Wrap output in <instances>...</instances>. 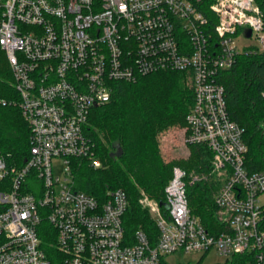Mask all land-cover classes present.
<instances>
[{
    "label": "built area",
    "instance_id": "built-area-1",
    "mask_svg": "<svg viewBox=\"0 0 264 264\" xmlns=\"http://www.w3.org/2000/svg\"><path fill=\"white\" fill-rule=\"evenodd\" d=\"M200 2L0 0V46L31 132L22 166L0 155V180H7L0 264H50L39 247L42 219L55 228L66 264H160L162 256L211 249L264 264V168L249 169L244 129L230 117L219 81L240 55H264V12L256 0H211L206 12ZM243 39L254 43L241 46ZM168 70L191 81L186 141L211 153L210 172L221 180L213 196L219 225L208 229L191 212L187 184L201 177L175 166L163 203L143 192L138 199L158 230L151 244L141 229L126 235L122 189L100 200L74 188L72 160L101 165L84 128L115 82Z\"/></svg>",
    "mask_w": 264,
    "mask_h": 264
},
{
    "label": "trees",
    "instance_id": "trees-1",
    "mask_svg": "<svg viewBox=\"0 0 264 264\" xmlns=\"http://www.w3.org/2000/svg\"><path fill=\"white\" fill-rule=\"evenodd\" d=\"M200 1V9L206 12L211 0ZM256 1L264 12V0ZM219 81L225 88L230 117L244 129L249 169H263L264 55H240L231 68L219 73ZM193 100L191 81L185 72L157 71L140 76L134 82H115L111 99L93 107L89 114L84 129L91 151L101 165L94 168L85 159L72 160L73 186L100 200L106 198L109 190L122 189L128 199L123 215L128 237L141 229L151 244H155L157 227L138 199L144 192L163 203L164 188L175 166L188 174L194 170L201 177L187 184L191 212L208 229L219 225L213 196L221 180L210 172L211 153L205 146L186 141L185 118ZM171 126H182L185 130L190 151L187 159L165 161L163 158L164 145L158 133ZM30 133L19 108V94L6 54L0 46V155L9 166L19 167L25 163L30 151ZM6 188L7 180H0V191ZM36 230L39 247L49 263L66 264L64 253L57 246L55 228L42 219ZM160 264H167L164 256L160 258ZM214 264H246V258L232 255L224 262Z\"/></svg>",
    "mask_w": 264,
    "mask_h": 264
},
{
    "label": "rangeland",
    "instance_id": "rangeland-1",
    "mask_svg": "<svg viewBox=\"0 0 264 264\" xmlns=\"http://www.w3.org/2000/svg\"><path fill=\"white\" fill-rule=\"evenodd\" d=\"M241 46H248L254 43L253 39H243L239 40ZM261 128L263 129L264 136V120L261 121ZM182 126H171L168 127L164 132L158 133V137L161 143L164 145V160L168 161L176 158L187 159L190 155L189 145L185 141V133ZM163 153V152H162ZM54 168L58 167L60 164L57 161L53 162ZM194 174V170L190 171ZM144 193V192H143ZM147 195V194H146ZM148 196V195H147ZM150 199V196H148ZM227 257L222 256L216 252V250L211 249L207 253L202 252H189L183 253L178 252L174 254H169L164 256V261L167 264H214L224 262Z\"/></svg>",
    "mask_w": 264,
    "mask_h": 264
},
{
    "label": "water",
    "instance_id": "water-1",
    "mask_svg": "<svg viewBox=\"0 0 264 264\" xmlns=\"http://www.w3.org/2000/svg\"><path fill=\"white\" fill-rule=\"evenodd\" d=\"M246 35H247V36H249V35H250V30H249V29L247 30V33H246Z\"/></svg>",
    "mask_w": 264,
    "mask_h": 264
}]
</instances>
